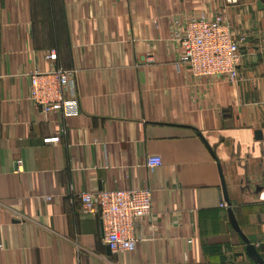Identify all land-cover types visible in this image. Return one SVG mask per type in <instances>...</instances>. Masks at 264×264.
Wrapping results in <instances>:
<instances>
[{"label":"crops","instance_id":"1","mask_svg":"<svg viewBox=\"0 0 264 264\" xmlns=\"http://www.w3.org/2000/svg\"><path fill=\"white\" fill-rule=\"evenodd\" d=\"M258 2L0 0V264H258L220 207L225 192L264 259ZM217 15L245 38L234 81L196 79L181 62L186 23ZM57 66L74 71V117L28 98L30 75ZM142 188L153 215L134 251L113 254L79 195Z\"/></svg>","mask_w":264,"mask_h":264},{"label":"built area","instance_id":"2","mask_svg":"<svg viewBox=\"0 0 264 264\" xmlns=\"http://www.w3.org/2000/svg\"><path fill=\"white\" fill-rule=\"evenodd\" d=\"M230 5L238 0H226ZM244 36L237 39L226 19L217 15L189 20L178 39L182 48L181 62L190 67L196 79L202 77H226L232 81L238 76L237 65ZM48 60H56L57 53L51 51ZM74 71L57 66L48 72H33L30 75L29 100L45 114L60 113L68 118L80 113V101ZM59 137L43 139L44 144H59ZM150 170L163 165L160 157L146 159ZM82 211L97 215L105 228V243L113 254H127L134 251L138 242L139 225L146 217L153 215V194L150 188L141 190H109L82 192ZM50 199V198H49ZM221 208H227L222 201Z\"/></svg>","mask_w":264,"mask_h":264},{"label":"water","instance_id":"3","mask_svg":"<svg viewBox=\"0 0 264 264\" xmlns=\"http://www.w3.org/2000/svg\"><path fill=\"white\" fill-rule=\"evenodd\" d=\"M258 7L260 9H264V0H259L258 2ZM223 190L225 192V185H223ZM225 201L227 202L228 206V214H229V221L232 224L233 228L235 231L241 236L242 240L245 241L246 244V252L248 256L252 257L256 263L258 264H264V259L259 255L257 249L255 248L254 245L250 242L249 239L244 235L242 232L240 225L237 223L233 208H231V203L228 201L227 193L225 192Z\"/></svg>","mask_w":264,"mask_h":264},{"label":"trees","instance_id":"4","mask_svg":"<svg viewBox=\"0 0 264 264\" xmlns=\"http://www.w3.org/2000/svg\"><path fill=\"white\" fill-rule=\"evenodd\" d=\"M216 249H217V248H216ZM219 251L221 252V249H217V250H216V252H219Z\"/></svg>","mask_w":264,"mask_h":264}]
</instances>
